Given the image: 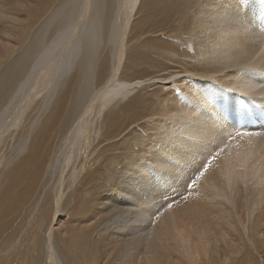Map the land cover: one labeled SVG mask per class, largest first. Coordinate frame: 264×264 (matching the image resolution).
Instances as JSON below:
<instances>
[{
    "label": "bare ground",
    "instance_id": "bare-ground-1",
    "mask_svg": "<svg viewBox=\"0 0 264 264\" xmlns=\"http://www.w3.org/2000/svg\"><path fill=\"white\" fill-rule=\"evenodd\" d=\"M190 1L0 0V152L11 144L0 166L16 162L2 184L0 253L55 179L0 264H255L263 253L264 35L253 14L264 20L263 0ZM141 6H163L170 22L134 23ZM190 10L182 76L123 78L128 46L177 35ZM148 81L169 86L146 137L126 140L120 113L102 133L105 113Z\"/></svg>",
    "mask_w": 264,
    "mask_h": 264
},
{
    "label": "rangeland",
    "instance_id": "rangeland-1",
    "mask_svg": "<svg viewBox=\"0 0 264 264\" xmlns=\"http://www.w3.org/2000/svg\"><path fill=\"white\" fill-rule=\"evenodd\" d=\"M193 1L195 2V0L190 1V3H189L190 7L192 6ZM199 2L197 1L195 3H199ZM195 3H193V4H195ZM161 7H163V6H161ZM161 7L156 9V6H155L154 9H151L148 12V10L146 8H143V6H141L138 9L139 11H137V14L135 15L136 17H134V19H135L134 23L141 21V20L138 21V19H142V18L146 17V15L149 13V15H152L153 19L156 18L155 20L157 22L164 24V26L166 27L168 25V22H170V19H169L170 16L163 13V12H160L159 9H161ZM161 13H163V14H161ZM157 17L158 18L160 17V18L158 19ZM191 17H192V13L190 10L188 13L187 20H186V22L188 23V24L186 23V25H188V26H184V28L186 27L185 30L182 29L177 35L174 32L167 33L166 31L156 32V33H154V35L151 33L149 35L148 34L145 35L140 42L147 39L149 41L148 47H150L153 44L152 47H150L151 49L146 48V47H142L139 45L136 46V44H134V43L130 44L127 48L126 58L124 61V68L122 70V76H124L123 78H125L127 80H132L135 77H139L140 79H144V80L146 79L147 80V79H166L169 77L168 79H166V81H169V79H171L172 76H178V77L182 76L183 70H182V65L180 63V60L182 63L184 61L189 63L191 60L190 58L187 59V57H184V59L181 57L182 53L190 51L192 48V42H190V41H192L191 40L192 38H188V37H191V34H192L189 32L191 27H192L191 23H193V17L192 18ZM136 18H138V19H136ZM177 19H178V17H176V19H175L178 22V23H176V25L179 27L180 21H178ZM142 21H143V19H142ZM175 28L173 27L170 29L172 30ZM186 29L189 31H187ZM191 31H192V29H191ZM179 39H180V41H179ZM188 43L189 44L191 43L190 48H189L190 45ZM187 44H188V46H187ZM141 45H142V43H141ZM170 49H173V50H170ZM168 50L174 51V53L176 55L173 56L172 55L173 52L171 53ZM177 52H178V54H177ZM180 52H182V53H180ZM169 54L171 55V57ZM141 55H144V57H142ZM159 55H161V56H159ZM162 55H166L168 57V59H167V57L163 58ZM177 60H179V61H177ZM177 62H179V63H177ZM152 83H154V82L153 81L146 82L145 86H143L142 89L137 90L135 92V94H133L134 96L132 95L133 97H131L130 99L125 101V103L123 102L124 104L116 105L115 107H112L109 111H107L104 115V120H103L104 125H103V121L101 123L102 133L105 132L104 126L108 125L111 117L115 114L120 113L121 114V120H122L121 121L122 122V128L124 129L123 134H122L123 137L125 136V138L126 137L129 138L133 131H135L134 135H137L140 137H146L145 133L147 134V132H142V131H146L147 128H150L151 123H147L145 121H147L151 117L155 118V114L157 113V109H158L156 106L157 105V98H158V96L163 95L164 92L167 90L165 87L169 86V85L164 86V85L155 84V83H154V85H152ZM162 86L164 88H162ZM159 90L162 92H160ZM142 100H143V102L140 103ZM128 138H126V140ZM97 140L98 139H95V141H97ZM60 141H61V139H59L55 143V150H57L59 148ZM115 141H117V140H115ZM9 145H11V144H9V143L5 144V146L2 147V152H0V154H2V156H5V158L10 157V155H11L9 153L11 146H9ZM104 145L105 144L102 143L101 146H98L96 144V142L94 143L92 148L93 147H94L93 149L96 148L95 155H96V153H98V150L101 147H103ZM107 147H111V145L106 146V148ZM132 147H133L132 149L135 150L136 149L135 147H137V146L132 145ZM113 153H115V152L111 148L110 150H108V152L105 155H109V154H113ZM15 164H16V162L14 161L9 166H0L1 167L0 168V176H1L0 177V205H2L3 202H4V204L8 203L7 199H6V201H4V196H3L4 185H2V184L4 183V179L6 177L7 172ZM190 166L193 167L194 165L191 164ZM188 167L186 168V170L188 169ZM191 167L188 170L193 169ZM116 169L119 170V166H116ZM53 177H56V175H54ZM179 182H181V181H179ZM54 184H55L54 178H50L49 175L45 177L44 183L38 191L36 200H34L32 206L30 208V210L32 209V211H31L32 214L30 215V217L27 219L26 222L24 220V222H22L21 224L18 225V227L20 229L18 235L16 236L15 240H13V242L10 244V246L6 250H4L3 252L0 253V257H6L12 253V251L16 248L18 243L20 244L22 238H25L27 233L30 231V228L33 225V219L35 218V216H36V218L39 216L38 212L40 210H43L45 207L46 208L48 207L47 205H45L44 202H46V199L49 196L50 191L51 192L53 191ZM64 186H66V184ZM74 188L71 189L70 192H67L68 190L65 189L66 190L64 192L65 197L63 199V204H64L63 210L64 211L68 208V204H69L71 198L74 196V193H73ZM54 230H55V227H54ZM56 236L57 235L55 234V231H52V240L55 241L54 244H55V246L59 247L58 248V250H59L60 246H59L58 242H56ZM41 237H43L42 244H40L42 247V245L45 246V243H44L45 236L40 235V238ZM59 251H61V250H59ZM42 253H43V250H42ZM253 256H254L253 261L255 264H259V263H257L258 261L261 263V260L264 259V248H263V253L262 252L260 254L253 253ZM39 264H47V262L45 261L44 258H42L41 261H39ZM226 264H228V263H226ZM263 264H264V260H263Z\"/></svg>",
    "mask_w": 264,
    "mask_h": 264
}]
</instances>
